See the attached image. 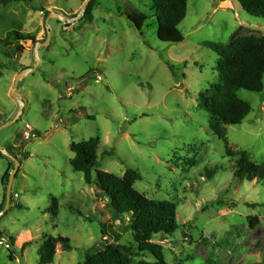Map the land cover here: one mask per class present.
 I'll use <instances>...</instances> for the list:
<instances>
[{"label":"rangeland","instance_id":"obj_1","mask_svg":"<svg viewBox=\"0 0 264 264\" xmlns=\"http://www.w3.org/2000/svg\"><path fill=\"white\" fill-rule=\"evenodd\" d=\"M86 1L0 4V39L20 28L45 44L46 19L36 8L71 20ZM131 14L149 18L141 33ZM154 14L151 0H94L92 23L51 20L40 63L32 42L20 51L18 44L0 45V127L19 115L12 96L18 76L36 69L20 80V119L0 132V148L11 150L21 165L10 209L0 217L7 235L0 264H39L50 237L72 243L71 250L58 245L52 264H84L88 254L109 244L134 245L130 218L115 216L98 187L70 165L71 145L97 138V170L123 177L135 169L143 177L138 192L177 205V233L152 240L167 264H264V184L235 175L243 156L264 167V91L238 92L252 111L240 126L222 125L221 137L211 132L210 115L201 108V97L220 83L222 60L208 44L264 37V20L244 13L237 0H188L179 27L185 41L168 45L158 40ZM27 125L33 130L29 140ZM15 168L0 157V209L8 189L3 177ZM53 199L57 217L49 213ZM143 260L154 262L147 257L134 263Z\"/></svg>","mask_w":264,"mask_h":264},{"label":"trees","instance_id":"obj_2","mask_svg":"<svg viewBox=\"0 0 264 264\" xmlns=\"http://www.w3.org/2000/svg\"><path fill=\"white\" fill-rule=\"evenodd\" d=\"M242 11L247 15L264 20V0H237ZM13 3L33 5L34 0H1L0 4ZM94 0L88 6L82 20L94 21ZM154 18L158 23L157 37L162 43L178 45L185 41L179 27L188 12V0H151ZM44 13L47 20L52 15L45 8L38 9ZM128 19L136 30L141 33L148 17L144 15H128ZM39 43L37 36L24 33L20 28L9 32L6 39H0V45L9 47L22 43ZM208 47L216 53L222 63L218 65L220 83L213 87V94L201 97V108L210 115L209 128L211 132L221 137V126H240L250 115L251 106L241 100L239 91L261 94L264 91V37L240 36L230 44L210 43ZM3 68H5L3 66ZM1 126V125H0ZM33 136V135H32ZM31 136V138H32ZM30 138V139H31ZM101 140L91 139L82 143H73L71 150L75 157L70 165L77 173H82L87 185H96L101 196L107 200V207L118 217H129L133 233L134 245L126 246L119 243L109 244L104 250L88 254L84 264H135L136 258L151 257L153 263L141 261L139 264H167L161 246L153 244L155 236L161 234L175 235L179 230L177 223V205L168 200H150L135 189L137 182L143 177L135 169H128L123 177L99 171L97 150ZM13 156L14 153L8 150ZM113 156V154H111ZM1 158L5 156L0 153ZM235 175L243 181H255L264 184V167L245 156L240 157L235 165ZM213 172V171H212ZM96 173V180L94 177ZM17 177V176H16ZM15 177V178H16ZM10 174L3 177V184L9 186ZM1 207L0 212L4 210ZM59 203L53 199L49 213L57 217ZM259 224L258 219L252 221V226ZM0 231V239L6 237ZM14 245V238L9 237ZM61 244L65 250L72 249L69 238L50 237L39 252V264H52L56 257L57 247ZM29 244H25L27 247Z\"/></svg>","mask_w":264,"mask_h":264},{"label":"water","instance_id":"obj_3","mask_svg":"<svg viewBox=\"0 0 264 264\" xmlns=\"http://www.w3.org/2000/svg\"><path fill=\"white\" fill-rule=\"evenodd\" d=\"M91 2H92V0H87L85 5H84L83 10L80 13V15L77 16L74 19L68 20L66 17H64L61 14L51 15V16H49L47 18V20H46V30H47L48 40H47V42L45 44L38 43L35 46V54H36V59H37L38 63L41 62L40 57H39L40 48L41 47H47L50 44L51 30H52L51 24H50L51 20L52 19H57L58 21L62 22L65 26L68 25V24H75V23H77V22H79V21H81L83 19L84 15H85V12H86V10H87V8H88V6L90 5ZM222 7H228V2H224ZM35 70L36 69L24 70L18 76L15 88H14V90L12 92V96L20 104V112H19L18 117L14 121H12L11 123H9L7 125H4V126L0 127V132L3 129L11 126L14 123H16L20 119V117H21V115L23 113L24 106H25L24 103L21 101V99L18 96V87H19V84H20V80H21V78L23 76H27V75L35 72ZM0 153H2L6 158H8L11 161H13L14 163H16V168H15L14 172L12 173V175L10 176L9 186H8L7 195H6V206H5V209L3 210V212L0 213V217H1L4 214H6L9 211V209H10V205H11V201H12V185H13V182L15 180V177H16L21 165H20L19 161L17 160V158H15L13 155H11L8 150L0 148Z\"/></svg>","mask_w":264,"mask_h":264},{"label":"built area","instance_id":"obj_4","mask_svg":"<svg viewBox=\"0 0 264 264\" xmlns=\"http://www.w3.org/2000/svg\"><path fill=\"white\" fill-rule=\"evenodd\" d=\"M32 128H31V126L30 125H27L26 126V131L24 132V135H25V139L26 140H29L30 138H31V136H32ZM18 198V195L17 194H15L14 195V199H17ZM0 243L1 244H4V243H6V241L2 238L1 240H0ZM7 247L8 248H10V246L7 244Z\"/></svg>","mask_w":264,"mask_h":264},{"label":"crops","instance_id":"obj_5","mask_svg":"<svg viewBox=\"0 0 264 264\" xmlns=\"http://www.w3.org/2000/svg\"><path fill=\"white\" fill-rule=\"evenodd\" d=\"M229 4V3H228ZM232 5V4H231ZM233 6V5H232Z\"/></svg>","mask_w":264,"mask_h":264}]
</instances>
